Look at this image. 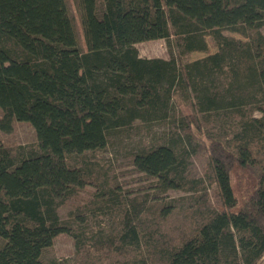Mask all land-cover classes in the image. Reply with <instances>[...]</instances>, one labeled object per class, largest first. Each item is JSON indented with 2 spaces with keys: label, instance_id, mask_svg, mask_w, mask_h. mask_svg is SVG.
<instances>
[{
  "label": "trees",
  "instance_id": "obj_1",
  "mask_svg": "<svg viewBox=\"0 0 264 264\" xmlns=\"http://www.w3.org/2000/svg\"><path fill=\"white\" fill-rule=\"evenodd\" d=\"M74 2L85 50L68 0H0V130L29 123L38 143L0 141V264H46L41 255L59 233L81 251L82 231L57 209L88 184L93 210L118 225L96 243L125 264H264V0ZM135 21L147 26L140 35L169 48L173 39L179 56L207 53L206 36L216 51L183 64L141 57L128 41ZM182 103L194 112L177 115L172 104ZM210 113L231 121L229 139L203 129L198 115ZM135 121L167 126L163 143L131 156L159 193L197 191L202 180L188 177L187 158L209 154L222 208L180 237L159 225L169 206L118 195L89 164L68 161L104 149Z\"/></svg>",
  "mask_w": 264,
  "mask_h": 264
},
{
  "label": "rangeland",
  "instance_id": "obj_2",
  "mask_svg": "<svg viewBox=\"0 0 264 264\" xmlns=\"http://www.w3.org/2000/svg\"><path fill=\"white\" fill-rule=\"evenodd\" d=\"M68 8L74 19L78 40L83 50L85 43L79 21L78 12L74 0H68ZM147 26L135 21L132 23V32L128 35V41L138 50L141 57L169 58L171 55L179 64L192 61L216 51L214 41L210 36L205 40L208 45L207 53L191 52L186 56H179L177 48L170 39V48L164 39L150 38L140 35L141 29ZM224 34L243 39L236 33L225 31ZM179 115L192 114L194 111L189 105L182 103L173 107ZM170 106V111H172ZM1 116V111H0ZM204 130L209 133L229 139L231 137V126L229 119L220 117L217 113L198 115ZM167 126L164 122L152 121L149 123L135 121L130 127L121 128L108 136V142L104 149L86 152L79 156H70L68 161L74 165L91 166L93 178L98 182L104 181L118 195H128L147 199L160 211L162 206H169L170 213L160 219L159 225L167 233L182 236L188 233L194 226L204 220L210 213L221 210L222 205L210 167L209 154L204 148H199L195 154L187 158V175L190 178H200L202 183L197 191L190 190H168L159 193L155 190L154 181L146 175L138 172L131 163L134 152L144 148L163 143L166 140ZM0 141L10 147H23L25 149H38L37 138L34 129L29 123L14 120L9 132L0 130ZM86 165V164H85ZM233 186V172L231 174ZM234 185L235 182H234ZM236 193L239 192L236 190ZM95 187L86 185L58 209L57 213L62 221H66L72 231H82V250H76L74 239L71 234L59 233L52 244L47 247L41 260L48 264H125V259H115L107 245L97 244L99 240L107 242L106 236L113 235L118 230L114 217L101 213L95 209ZM88 208V209H87ZM158 219V218H157ZM0 239V245L2 244ZM81 246V245H80ZM130 264V260L127 261Z\"/></svg>",
  "mask_w": 264,
  "mask_h": 264
}]
</instances>
